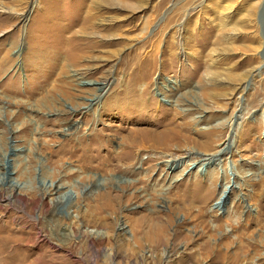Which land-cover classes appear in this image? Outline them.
I'll return each instance as SVG.
<instances>
[{"label": "rangeland", "instance_id": "obj_1", "mask_svg": "<svg viewBox=\"0 0 264 264\" xmlns=\"http://www.w3.org/2000/svg\"><path fill=\"white\" fill-rule=\"evenodd\" d=\"M107 1L0 0V264H264V0ZM182 124L189 169L145 147L162 196L112 200Z\"/></svg>", "mask_w": 264, "mask_h": 264}, {"label": "bare ground", "instance_id": "obj_2", "mask_svg": "<svg viewBox=\"0 0 264 264\" xmlns=\"http://www.w3.org/2000/svg\"><path fill=\"white\" fill-rule=\"evenodd\" d=\"M111 2L113 3V0H108L106 3L110 4ZM94 27L95 26L92 25L91 27H89V29H94ZM101 102H102L101 95H98L95 98V100L92 101V103H94L97 107H99L101 105ZM86 114H87V112H86ZM186 125L187 124L174 125L173 127H168L166 125H163L164 129H163V132L161 134L160 133L151 134L150 137L147 136L148 137L147 139H142L141 138L142 140H140V139H137L138 137H136V136L134 138L123 139V144L122 143H120V144H122L125 149L129 148L130 149V151H129L130 153L129 152H127V153L123 152V153H120L119 155H117L116 158L109 157L107 160H105V162H106L105 164H103L101 162L98 163L97 168H99L101 170H104V171L120 169L121 172L122 171L124 172L123 174H128L129 175L130 172L132 170H134V172H135L134 176L135 177L141 176L138 179H133L132 181H129V183H127V185L121 186V188H123V189H131V190L134 189V190H136V192L130 193L129 195H124V194L123 195H119V194L112 195V193L109 192L108 194H109L110 198H112V200H114L117 203L125 202V203H128V204L129 203L133 204V203H136V202H138L140 200H144L145 202H152L155 199H157L159 195H161V194H159L160 191L163 193L164 187H165V185H167L165 183H164L165 185L163 184L162 187H160V188L156 187L155 189H152L151 192H149V193L146 192L144 189L142 190V189L138 188L140 185L145 184L147 182V179H149V174L152 171H154V169H155L154 165H150L149 167H146L145 169H141V166H140V168H138V165H142L143 164V160H140V158H139V152L142 151L143 149H146V148H148L150 150L152 149L153 152H156L159 149H161L162 152L166 153V154H164V156H160V157H158V155H157V157L155 156V158L157 160H162L163 162H166L169 165L170 169H172V167H176L177 168V167H179V165L180 166L183 165L185 170H188L190 165H191L190 163H188L190 161L184 162L183 158L181 156H179L176 153L172 152L174 148L180 147L182 145V143L184 142L183 135L180 132L181 131H185L187 129ZM222 146H223V148L221 150H219L215 154L216 156H218V155H220L222 153L223 154L224 153L225 154L226 153H230V149L232 150V148H233L232 137L228 138V140L226 142H224V144ZM76 148L77 147H75V146L71 147V148H69L68 151L65 149V152L67 154H69L70 157H72L73 156V152L76 150ZM120 151H122V150H120ZM163 153H162V155H163ZM215 155H213L212 157H210L206 161L212 162L213 159H214L213 157ZM81 157L85 161V164H86L85 167L86 168L94 167L92 165V163H89V161H88L89 155L83 154ZM148 158L151 160V159H154V156H150ZM115 161H116V163H114ZM119 164H122V165L120 166ZM102 166H104V167H102ZM139 169H141L140 172H139ZM136 170H138V173L136 172ZM146 186H148V185H146ZM62 189H63V187H61V185L54 186L53 184H51L49 190L46 189V193L57 195V197H55L53 199L54 204L61 203L63 198H64V196L66 195L67 192H65V191L62 192ZM226 189L227 188H225L222 191V195H220V198H219L218 201H220L222 199V196L226 192ZM14 195L15 196H13V197H16L22 203L28 204V199H26L24 197H20V195H18V193L17 194L15 193ZM158 201H160V200H158ZM35 206L38 207L37 204ZM63 236L67 237L68 235L63 234ZM13 256L16 257L15 254ZM14 257H13V260H14ZM16 259H17V257H16ZM15 261H17V260H15ZM19 262L22 263V264H40L38 258H36L35 260H33L30 263H26V261H22V260H19ZM9 264H12V263H9Z\"/></svg>", "mask_w": 264, "mask_h": 264}]
</instances>
